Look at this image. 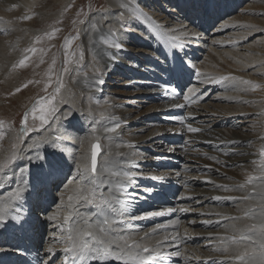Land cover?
<instances>
[{
    "label": "bare ground",
    "instance_id": "bare-ground-1",
    "mask_svg": "<svg viewBox=\"0 0 264 264\" xmlns=\"http://www.w3.org/2000/svg\"><path fill=\"white\" fill-rule=\"evenodd\" d=\"M71 1L73 0H0V36L12 38V34H18L16 39L21 42V37H24L22 25L15 26L16 31L10 26L12 22L19 20L24 13L36 14L34 17L38 20H47L55 15L51 13L56 6H60L61 10ZM103 1L104 10L89 17L81 36L85 57L83 70L78 71V76L82 77L79 80L86 89L82 92L87 94L86 98L90 102V127L84 126L87 121L84 120L85 116L72 118V113L64 117L53 114L55 118H51L43 129L27 136L15 135L13 142L0 153V161L8 160L14 151L16 153L15 160L0 171V206L17 187L24 189L20 198L12 201V207L5 220L0 222V264H27L29 261L35 264H63L64 242L58 238L62 235L59 226L63 223L65 209L58 208V205L62 199L67 203L72 185H69L68 189H65L64 185L73 178L79 158L90 156L93 137H99L101 143L102 152L98 162H104L106 158V167L110 170L103 173L101 178L112 181L114 190L118 183L128 189L125 194L115 193L125 202L123 207L114 205L117 211L124 212L123 223L117 225L123 230L122 234L131 236L137 242L158 247L163 254L175 251L180 253L179 256L163 255L162 264H231L226 259L229 254L218 250L224 247L221 238L234 234L233 224L242 227L249 223L247 220L231 218L242 217L250 207L253 211H258L260 202L259 188L253 191V185L244 188L239 185L245 182L248 175H259L253 161L259 163L261 148L252 140H259L260 144H264V138L255 137L256 133L251 134L261 128V125L264 126V100L258 111L262 118L260 122L256 116V107L251 104L254 100L251 98L250 88L254 84L264 85V21L251 20L249 16H252L253 9L249 6L242 14L232 17L234 7L230 5L235 0ZM247 12L248 16L243 18ZM216 19L217 28L211 31L212 21ZM93 24L96 25L95 30ZM32 31L30 29V32ZM104 39L121 44V48H109L102 42ZM1 41L0 39V67H3L7 64L6 61V64L3 63L7 59V48L2 49ZM134 49L137 51L133 52ZM7 55H10V51ZM177 64H182L184 68V74L179 78L171 71ZM7 67L1 68L2 75ZM85 71L87 72L84 73ZM5 74L1 79L4 88H13L15 81L9 79L7 72ZM111 74L116 75V80L121 82L130 80L124 82V85L135 90L127 95L128 97L132 95L140 99L132 101L136 108H143L144 105H150L151 108L145 112L141 111L143 113H139L140 115L130 121H120L117 110L122 105L112 104V98L108 96L114 98L123 92L116 91L118 94L113 92L109 95L108 91L112 88H106L104 85L108 83L104 81ZM147 74H153V78L149 79ZM221 76L237 79L215 82ZM115 78L111 76L110 79L114 81ZM101 80L103 83H99ZM244 81L251 83L246 84ZM116 84L117 82L113 83V86ZM88 85L92 86L88 88ZM189 88H193L195 92L189 94ZM178 89L185 90L182 94L189 95L188 101L177 100ZM102 92H105L104 96L101 95ZM96 105L97 116L94 111ZM192 106L198 108L191 110ZM208 106L218 107L219 110H222V107L225 110L223 113H214L211 109L210 115L196 111H204ZM184 108L188 109L186 115L180 113ZM239 118L252 119L247 123L254 126V130L246 132L244 126L242 131L245 133L233 130L231 124L239 123H235ZM170 120L179 126L178 133L183 132L185 136L179 134L185 138V141L182 140L186 149L184 152L190 154L197 150L204 158L185 156L179 170L162 172L160 169L166 164H161L162 157L143 159L145 155L142 152L138 154L137 149L159 156L175 155L177 152L174 149L182 150L179 146L182 141L174 142V136L169 133L175 128H162L160 125ZM117 123L120 127L115 133L104 131ZM129 125L138 128V134L147 133L125 138L120 131ZM189 125L200 131L189 132ZM93 127L96 128L95 133L92 131ZM236 137L241 141L238 142ZM13 145L16 146L15 149ZM249 145H254L257 154L248 156L250 165H243L240 156H243ZM234 146L236 148H233ZM53 148L63 157L65 166L61 176L54 177L48 184L40 186L38 195L34 188L36 182L33 176L37 157L51 152ZM167 160L169 165L166 167L170 169V163L174 161ZM238 162H241L239 167L236 165ZM217 164L223 165V168ZM230 164L234 167L231 168ZM125 171L135 175L131 179H125L122 175H111V172L122 174ZM220 177L224 179L218 180ZM259 183L260 181H254L256 185ZM179 189L182 190L178 194ZM107 190L108 186L105 185L98 191L107 193ZM245 195L252 198L239 199ZM215 197L221 199H214ZM228 197L237 199H227ZM150 212H159L161 215L147 216ZM50 215H55L56 219L49 220ZM131 216L143 218L133 220L128 218ZM198 226L202 230L195 228ZM17 229L21 234H16ZM6 231L13 234L8 241L3 238ZM45 231L46 240L43 250L40 251ZM53 233L55 235H52ZM145 233L149 235L145 237ZM141 237H145L143 241ZM157 241L160 243L157 244ZM48 247L53 249L52 253L46 251ZM234 248L235 246L230 248V253ZM17 256L24 259H17ZM93 264L101 262L93 261ZM107 264L120 262L110 261Z\"/></svg>",
    "mask_w": 264,
    "mask_h": 264
},
{
    "label": "snow or ice",
    "instance_id": "snow-or-ice-1",
    "mask_svg": "<svg viewBox=\"0 0 264 264\" xmlns=\"http://www.w3.org/2000/svg\"><path fill=\"white\" fill-rule=\"evenodd\" d=\"M31 17H24V19H30ZM95 30L96 25H92ZM59 29H53L51 32L45 33L44 35L48 39H52L55 33ZM77 37L66 38L64 47L70 48L74 39ZM42 39L41 36H37L34 39V43L39 42ZM175 39V37H173ZM103 43L107 44L109 48H121V44L115 43L111 40L104 39ZM27 52L36 53L35 47L26 49ZM43 51V49H41ZM68 52H65L64 69L67 72V67L70 62L68 59ZM83 54L81 53V58ZM29 59L28 56L23 57L18 65L14 67H24L25 62ZM43 62V60H41ZM55 57H53L52 64L49 65V72L55 65ZM174 75L178 78L184 74V68L182 64H177L175 68L171 70ZM228 79H237L236 77L221 76L215 82ZM31 83V81L29 82ZM56 83L59 85L55 88V93L59 94L63 87L62 79H58ZM103 83V81H99ZM244 83H251L244 81ZM27 87V85H24ZM47 87V85H46ZM258 87V85L253 86ZM20 91V89H16ZM175 91V89H173ZM195 90L193 88L188 89L189 94H193ZM55 95L47 98L37 99L33 106L25 112L21 119V125L24 134L31 129L27 128L26 122L29 114L32 118L39 120L41 124L47 123L48 116L56 112L54 105ZM189 95H185V101L189 100ZM179 107V105H177ZM37 113H39L37 115ZM3 122H0L2 124ZM120 127L119 123L113 127L105 128V132L115 133ZM93 133L96 132V128L93 127ZM189 132L200 131L197 128L188 126ZM3 138V134L0 133V139ZM264 138V137H262ZM13 145V149H15ZM32 147V145H29ZM102 151L99 143V137H93V143L91 144V155L90 158L85 155L79 158L76 163V171L73 178L64 185L65 189L72 185L70 194L67 197V203L61 200V204L58 208H64L65 212L63 215V223L59 226L62 235L58 238L64 242L62 249L64 253L63 264H88L90 261H98L101 264H107L110 261L120 262V264H162V256H179L178 251L163 254L158 247L150 246L146 243L137 242L132 239L129 235L122 234V229L118 228V224H122L124 220V212L117 211L114 206L116 204L124 206V201L120 199L115 193L125 194L128 189L122 183L115 185V190L112 186V181L104 180L101 177L103 173L110 171L106 167V158L104 162H98V157ZM227 154V153H225ZM259 163L253 161L259 170L258 176L248 175L243 184L239 185L240 188H244L248 185H253V191L256 188L260 189L259 192V205L258 211H253L250 207L244 212L242 217H232L233 220H247L249 223H245L242 227H237L235 224L232 225L231 236L221 238L224 247L222 250L224 253H228L226 259L231 264H264V146L259 151ZM16 153H12L8 160L0 161V171H3L7 165L15 160ZM215 159V157H210ZM37 163L33 170V176L35 179L34 188L37 190L39 195L40 186L46 184L48 181L53 180L54 177H58L64 169L65 162L61 155L57 153L55 148L51 152L45 153L43 156L37 157ZM25 169H22L24 171ZM112 176L122 175L125 179H131L132 172L125 171L122 174L119 172H111ZM254 181H260L258 185L254 184ZM108 186L107 193L98 191L99 189ZM24 191L23 188L17 187L12 193L9 194V198L6 202H3L0 206V222L5 220L8 215L9 209L12 207V201L19 199L21 193ZM63 196V193L61 194ZM252 197L245 195L240 197L242 200H249ZM214 199H221V197H215ZM227 199H237L236 197H228ZM94 208L95 211L90 210V207ZM81 209H84L81 211ZM161 215L159 212L147 213V216ZM117 217V218H114ZM130 219H141L143 217L131 216ZM16 219V217H13ZM49 220L56 219L55 215L48 216ZM176 223V222H174ZM159 227V226H158ZM52 235H55L54 233ZM149 234L145 233V237ZM145 237H141V241ZM167 239V237H165ZM160 242L157 241V244ZM235 246L230 253V248ZM47 252L52 253L53 249L48 247Z\"/></svg>",
    "mask_w": 264,
    "mask_h": 264
},
{
    "label": "rangeland",
    "instance_id": "rangeland-1",
    "mask_svg": "<svg viewBox=\"0 0 264 264\" xmlns=\"http://www.w3.org/2000/svg\"><path fill=\"white\" fill-rule=\"evenodd\" d=\"M236 2H238V3H236ZM263 3H264V0H259V1L253 0V2H252V0L251 1L250 0H235V2L230 5L231 7H234V9L232 10V13L234 12L232 17L238 16L240 13L242 14L244 9L247 6H249V7H251L250 9H253V12L251 11L252 16L251 15L249 16L250 19L251 20L254 19L256 21L262 22V21H264V14H263L264 13L263 12L264 4ZM104 8H105V4H104L103 0H73L65 8H63L61 10H60V6H56L53 9V12L51 13V15L53 13L55 15L50 16L51 19L49 18L47 20H42V19L38 20L34 17V15L36 16V14L33 15V14H29V13H24L23 16L19 20H17L16 22H12L10 25V26H12V29L16 30V31H17V27H19V25H22L21 30L24 33V37H21V42H19L16 39V37H18V34L14 35V36L12 34V38L7 37L6 35L0 36V39L3 41V42L1 41L3 43V44L1 43V46L2 45L4 46L7 44L5 47L2 46V49H5V48L9 49L8 51H7V49H5L6 50L5 56L7 57V59L9 58L8 61H7L6 57L3 55L5 57L4 59H6L3 61V63L4 64L7 63L3 67L6 68L8 66L7 67L8 69H5V70L3 69L4 71L2 70L3 75L6 76L5 73L7 72V74L9 75V76L7 75L9 77V79H11L12 81H15V83H16L13 88H9V89L4 88L5 86L3 85L2 80H1L3 78L2 77L3 75L1 74L2 73L1 68H3V67H0V122H3L2 124H0V133L3 134V138L0 139V153L3 149L8 147V145L13 142L15 135L17 136V134H24L23 129H22V125H21V119L24 116L25 112L28 111L33 106L34 102L40 98H47L49 96L55 95L56 98L53 102L55 107H56V112L54 113L55 115H57L59 117H64V116H70L72 113L73 114L72 118L73 117L78 118V116L79 117L85 116L84 120L85 121L87 120V121H86V124L84 126L90 127L89 126L90 121H88L89 119H91V116H92V113L88 110V107L90 106V102H88V98H86L87 94L82 92V91L86 90L83 87V84L81 83V81L79 80L82 77L78 76L79 75L78 71L83 70V65H84L83 60L85 57V55L83 53V41L81 40V36L84 32L82 29L87 25L89 17L94 16L96 14L98 15L100 12H102L104 10ZM162 9L165 11L164 8H162ZM165 14H167V13H165ZM248 14L249 13L247 12L243 18L248 16ZM259 14H261V15H259ZM262 15H263V17H262ZM26 16L31 17V18L30 19H24V17H26ZM31 20H33V21L31 22ZM46 21H48V22H46ZM217 21H218V19L212 21V25L210 27L211 31L213 29L217 28V25L215 23ZM260 22H259V25L262 26ZM23 23H25V24H23ZM15 26H17V27H15ZM30 29L33 31L30 32ZM53 29H59V31H57L55 33L54 38L48 39L44 34L51 32ZM19 34H21V33H19ZM37 36H41L42 39L39 42L34 43V39ZM77 36H78V38L73 40L70 48L66 49L64 47L65 42H66V38H72V37H77ZM11 40H13V41H11ZM15 42H17V44H15ZM13 43L16 47H14ZM12 45H13V47L11 48ZM9 46L11 49L8 48ZM22 46L24 48H22ZM32 47H35L37 49L36 53H31V52L26 51V49H29ZM18 48L20 49V52H19ZM41 49H43V51H41ZM9 51H10V55H7V54H9ZM66 51L69 54L68 59L70 61L67 65V67L69 69L67 72L63 71V69L65 67L64 60H65V52ZM135 51H137V49H134L133 52H135ZM17 53H20V54H17ZM81 53L83 54L82 58H81ZM202 53L203 52H201V54ZM205 54H206V52L203 53V55H205ZM135 55H137V54L135 53ZM25 56L29 57V59L25 62L26 66L14 67V65H18L19 61ZM53 57H55L56 62H55V65L52 67L51 72H49V65L52 64ZM140 58H142V57L140 56ZM16 59H18V60L16 61ZM41 60H43V62H41ZM5 61H6V63H5ZM123 63L124 62H121V64H123ZM86 72L87 71H85L84 73H86ZM156 73H158V72H156ZM93 76H95V75H93ZM111 76H113V79H114L116 75H112V74L109 75L108 78L104 81V83H106V82H108V83H106L104 85H106L105 86L106 88H112L110 90V92L108 91V93H110L109 95H111V93H113V92H115L114 94H118V92H123L122 95H115L114 98H113V96L112 97L108 96L109 98H112V101H111L112 104L122 105V106H119V108L121 107L120 109H118L119 111L117 110V113L119 114V117H120L119 118L120 121H124V120H125V122L130 121L133 117L140 115L139 113H143V112L147 111L149 108H151L150 105H144V106H142L143 108H136L135 105L132 103V101L140 100V99H137V98H135L137 96H132V95H131V97H128L127 95L133 93L135 90H132V89L128 88L127 85H124V82H130V80H127V81L125 80V81L121 82V81L116 80L117 78H115L116 81L115 80L112 81L110 79ZM146 77H148L149 79H152L153 74L152 75L147 74ZM58 79H62L63 87L61 88L60 93L56 94L55 88L59 86L56 83V81ZM87 79H89V76H87ZM30 81H31V83H29ZM17 82H19V83H17ZM78 82H80V83H78ZM90 82H92V81H90ZM116 82H117V84L115 86H113V83H116ZM24 85H27V87H25ZM46 85H47V87H46ZM255 85H257V84H254V86ZM91 86L88 85V88ZM117 86H119V87H117ZM81 87H83V88H81ZM124 87H126V88H124ZM250 88H252V92H251L252 97L251 98L254 100L251 104H253L256 107L255 108L256 116H257V118H259V120L261 122L262 118H261V115L258 114V111H259V109H261V104L264 100V85H258V87H255V88L250 87ZM16 89H20V91H16ZM104 90L105 89L103 88L102 91H104ZM116 91H118V92H116ZM184 91H185L184 89H178V91H176V97H177L178 101L184 100V93L182 94V92H184ZM101 95L104 96L105 92H102ZM121 102L123 104H119ZM138 104H142V103H138ZM129 105H132V106H129ZM209 106L207 107V109L205 108L204 111L203 110H196V111L198 113L202 112L203 115H210V113H212L214 111L217 113H223L222 111L225 110L222 107H221L222 110H219L220 108H218V107H220V105L218 107H214V108L209 107ZM81 108H83V109H81ZM195 108H198V107L192 106L191 110L195 109ZM215 108L217 109V111ZM83 110H84V112H83ZM97 110H98V106L96 105V106H94L95 113ZM141 111H143V112H141ZM181 111H182V112H180L181 114L186 115L188 113V109L185 110V108ZM76 113H78V114H76ZM38 114L39 113H37V115ZM89 114H91V115H89ZM89 116H90V118H89ZM96 116H97V113H96ZM157 116H160V115H157ZM121 117L124 119L122 120ZM203 117H205V116H203ZM51 118H55L53 116V114L48 116V119H47L48 123L50 122ZM168 118H170V117H168ZM209 118H210V116H209ZM204 119L206 120L207 118H202V120H204ZM231 121H233V120H231ZM249 121H252V119L239 118L235 122V123H237V122H239V123H237V124L232 123L231 128L232 129L234 128L233 130L236 129L235 131L238 133H240V132L245 133L244 131H242L243 126H244L243 129L246 132L253 131L254 126H251L249 123H247ZM241 122H242V124H240ZM244 122L247 124L244 125L245 124ZM47 125H48L47 123L41 124V122L39 120L33 119L32 115L29 114L28 120L26 122V126H27V128H29L31 130L27 131V133L24 135L27 136V135L33 134L37 130L40 131V129H43L44 126H47ZM160 125H162V128H175L174 130L169 132L170 134H172L174 136V139H175L174 142L180 143L182 140L185 141V138H184L185 136H184L183 132L178 133V127L179 126L176 123H174V121H171V120L166 121V122L160 123ZM121 130L122 131H120V134L125 138H131V137H136L139 135H145L147 133V132H143L142 134L141 133L138 134V128H136L135 126H131V125L125 126ZM181 133L184 137L182 135H179ZM251 134H255V137H260L261 139H263L262 137H264V126L261 125V128H259L257 131H255L254 133H251ZM128 136H131V137H128ZM236 139L238 140V142L241 141L237 137H236ZM103 140L105 141V138ZM157 141H160V139H157ZM183 141L181 142L182 144L179 145L183 149L182 150L181 149H176V150L174 149V151L177 152V154H175V155L166 154V155H160L159 156V154L152 155L151 153L142 151L140 149H137V151H139L138 154H140L142 152L145 155V158H143V159H147V160L150 158L158 159L159 157H162L163 160H160L161 164L162 163H166V164L161 167L160 171L170 172L171 169H173V170H179L180 169L179 165L184 163V157L185 156H187V157L190 156L192 158H197V159H203L204 158V155H202V153L200 151H197V150H195V151L191 150V151L195 152L194 155L192 154L193 152H190V154L185 153L186 151L184 152V150H186V149H184ZM132 142H136V141H132ZM252 142L257 143L260 148L262 146H264V144H260L259 140H254V141L252 140ZM100 145H101V143H100ZM168 145H171V144H168ZM233 148H236V146H234ZM180 154H181V156H180ZM197 154H198V156H197ZM254 154H257V150H255L254 145H249V148H247L243 152V156H240L242 159V164L243 165H246V164L250 165L251 163L249 162L250 159L248 156H251ZM200 156H201V158H200ZM167 159H173V161H174L173 163H170V165H171V166H169V167H171L170 169L166 167L167 165H169V163H168L169 161ZM211 163H214V162H211ZM240 164H241V162L236 163V165H238V167ZM217 165L220 168L223 166L221 164H217ZM230 167L232 168L234 166L232 164H230ZM225 168H226V166H225ZM225 168H224V170H225ZM223 179H224V177L218 178V180H223ZM181 190L182 189L178 190V194L181 192ZM173 199H171V200H173ZM54 200H56V199H54ZM195 228L201 229L199 226L195 227ZM46 235H47V232L45 231L40 251L43 250V246H44V243L46 240Z\"/></svg>",
    "mask_w": 264,
    "mask_h": 264
},
{
    "label": "water",
    "instance_id": "water-1",
    "mask_svg": "<svg viewBox=\"0 0 264 264\" xmlns=\"http://www.w3.org/2000/svg\"><path fill=\"white\" fill-rule=\"evenodd\" d=\"M91 155V154H90Z\"/></svg>",
    "mask_w": 264,
    "mask_h": 264
}]
</instances>
